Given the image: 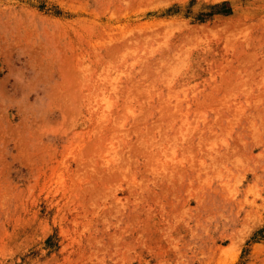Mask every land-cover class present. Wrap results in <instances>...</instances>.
Segmentation results:
<instances>
[{"label": "rangeland", "instance_id": "obj_1", "mask_svg": "<svg viewBox=\"0 0 264 264\" xmlns=\"http://www.w3.org/2000/svg\"><path fill=\"white\" fill-rule=\"evenodd\" d=\"M0 264H264V0H0Z\"/></svg>", "mask_w": 264, "mask_h": 264}]
</instances>
